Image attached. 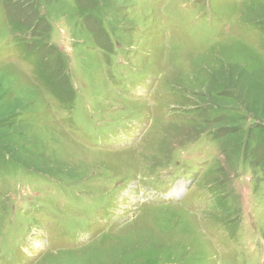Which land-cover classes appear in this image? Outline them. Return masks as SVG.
<instances>
[{
    "label": "rangeland",
    "instance_id": "1",
    "mask_svg": "<svg viewBox=\"0 0 264 264\" xmlns=\"http://www.w3.org/2000/svg\"><path fill=\"white\" fill-rule=\"evenodd\" d=\"M61 263L264 264V0H0V264Z\"/></svg>",
    "mask_w": 264,
    "mask_h": 264
},
{
    "label": "bare ground",
    "instance_id": "2",
    "mask_svg": "<svg viewBox=\"0 0 264 264\" xmlns=\"http://www.w3.org/2000/svg\"><path fill=\"white\" fill-rule=\"evenodd\" d=\"M243 45V44H242ZM7 66L8 65H10V64H6ZM11 67H13L12 65H10ZM6 67V66H5ZM14 70L15 71H17V72H19L17 69H15V67H14ZM178 187H181V188H178ZM184 187L183 186H181V185H177V187H175L174 189L176 190V191H180V190H182ZM52 254V253H51ZM41 262V261H40ZM61 264H63V263H61Z\"/></svg>",
    "mask_w": 264,
    "mask_h": 264
}]
</instances>
